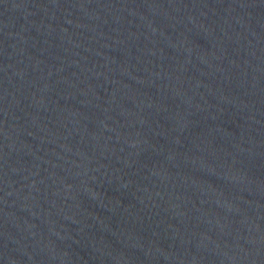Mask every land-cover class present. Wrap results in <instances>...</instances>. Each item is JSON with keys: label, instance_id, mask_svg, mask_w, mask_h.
Returning a JSON list of instances; mask_svg holds the SVG:
<instances>
[{"label": "water", "instance_id": "obj_1", "mask_svg": "<svg viewBox=\"0 0 264 264\" xmlns=\"http://www.w3.org/2000/svg\"><path fill=\"white\" fill-rule=\"evenodd\" d=\"M219 0H0V264H219Z\"/></svg>", "mask_w": 264, "mask_h": 264}]
</instances>
